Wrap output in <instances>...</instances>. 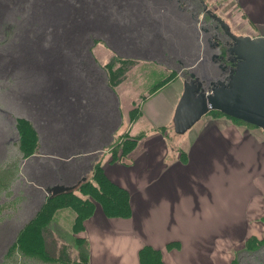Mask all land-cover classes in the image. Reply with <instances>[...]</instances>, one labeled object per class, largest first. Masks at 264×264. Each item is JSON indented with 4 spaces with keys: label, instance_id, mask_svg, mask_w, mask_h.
Masks as SVG:
<instances>
[{
    "label": "crops",
    "instance_id": "obj_1",
    "mask_svg": "<svg viewBox=\"0 0 264 264\" xmlns=\"http://www.w3.org/2000/svg\"><path fill=\"white\" fill-rule=\"evenodd\" d=\"M135 2L137 12L124 18L132 27L124 42L130 46L120 45V57L135 62L126 78L111 87L103 69L104 82L91 79L86 93L68 94L56 109L38 110L33 128L40 152L27 165L40 156L52 159L51 169H62V185L89 178L99 162L107 178L129 192L130 217L110 218L99 205L85 221L80 236L88 241L89 264H139L145 246L161 250L164 264H231L238 247L264 234V132L208 114L189 141L170 140L167 126L173 128L184 74L204 57L202 17L191 0ZM206 2L221 6L234 31L264 36V0ZM154 74L148 95L132 99L135 93L125 91L127 80L149 85ZM124 133L141 136L126 155L111 147ZM68 210L58 211L55 222L70 233L75 214Z\"/></svg>",
    "mask_w": 264,
    "mask_h": 264
},
{
    "label": "rangeland",
    "instance_id": "obj_2",
    "mask_svg": "<svg viewBox=\"0 0 264 264\" xmlns=\"http://www.w3.org/2000/svg\"><path fill=\"white\" fill-rule=\"evenodd\" d=\"M47 1L49 0H10V10L5 11L4 17L0 18V264H46L39 259L24 258L18 253L14 256H7L9 247L7 245L13 243L18 230L22 229L40 208L42 201L46 200V197H48V195H45L47 185L58 181L63 173L62 169L59 170L58 167L55 170L51 169L53 167L52 159H44L43 156L39 157V161L35 159L30 165H27L29 158H26V156L28 153H25L26 150L24 151L22 147V136L18 129V121L30 119L31 121H28L34 126L36 125L35 120H38L37 116H34L39 110L38 104L41 105V108L47 110L48 107L52 108L55 103L57 104V101H61L59 97H63V89L66 90L69 87L68 89L71 91L68 94H76L77 91L85 92L87 86L93 85L91 79L95 82H104L106 79L103 74L106 69H101L100 64L111 61L115 54L120 55L121 50L119 39H116V36L107 38L108 33L106 31H114L117 28L119 31L123 30L124 33H129V29L132 27L128 23L129 19L124 18L127 15L131 16L133 10H135L133 8L137 6L133 0L128 5H123V7H120V0H107L112 12L103 10L104 12L97 15L92 13L90 7L85 6L84 10L81 11L82 14L77 17L84 18L87 16L89 22H92L89 25L90 27L84 34L75 37L74 43L61 47L59 40L62 39L66 27H69V32L76 33L74 29H71V26L76 24V20L70 22L71 14L65 17L58 15V13L54 14L59 26L56 27L52 20H49L51 14H48L45 9ZM73 1L75 3L76 0ZM96 1L102 3L106 0ZM144 3L148 4V1H144ZM191 4L195 7L193 10H198V13L201 14L203 23L212 24L209 16L202 13V6L199 5L198 0H191ZM214 7L221 12L219 4ZM141 12L142 9L139 10V15H143ZM150 13L156 12L151 11ZM108 15L113 18L117 25L110 19L112 29L107 24H103L101 28L96 27L100 19L106 18ZM232 31L237 35H241L234 29ZM102 40L104 42L96 43ZM54 41H58L59 45L54 46ZM124 46H128L127 43H124ZM209 55V50L205 48L202 53L204 57L199 62V69L197 70L199 78L209 76L214 81L223 79L224 77L221 76L220 71L216 70L218 67L212 66L210 61L207 62ZM205 62L207 64L204 65L203 69H200L202 68L200 66ZM94 66L99 72L101 71L100 75L95 73L97 70ZM64 69L68 70L67 73ZM184 75L188 78L190 74L186 71ZM152 77L149 85L145 83L142 86H139L137 79L127 80L125 91L130 96L135 93L132 99L148 95L151 88L155 86V74ZM128 99L122 100L123 109L124 107L126 109ZM139 103H141V100ZM53 109H56V105ZM140 110H142V107ZM211 115H214V113ZM199 122L183 135H176L174 129L167 126L170 140L189 141L192 134L196 132ZM44 123L42 126H44ZM255 129L261 130L259 128ZM119 139L120 145L114 147L118 150H121L123 145L127 146L133 140L126 133L120 136ZM38 143L40 152V142L38 141ZM114 148L112 147V149ZM43 151L45 152V150ZM39 155H42V153ZM67 155H69V152L65 153V156ZM62 163L64 164V161ZM58 165L64 170L62 164ZM65 182L62 185L73 186L77 183V181ZM68 211L74 214L73 211ZM263 237L264 234L258 238ZM243 246L238 247L234 253L235 259H233L236 260L237 264H264V246L259 251L252 253L245 251Z\"/></svg>",
    "mask_w": 264,
    "mask_h": 264
},
{
    "label": "trees",
    "instance_id": "obj_3",
    "mask_svg": "<svg viewBox=\"0 0 264 264\" xmlns=\"http://www.w3.org/2000/svg\"><path fill=\"white\" fill-rule=\"evenodd\" d=\"M131 1L132 0H120V7L128 5ZM133 2L135 1L133 0ZM136 5H138V3H136ZM85 6L90 7L92 13H95L96 15L104 11L110 13L112 12L110 11L111 7L107 0L102 3H97L96 0H76L75 3L73 0H49L45 3L47 13L51 14L49 16V20H52V23L56 27L59 26L57 18L54 17V14L56 15L58 13V15L64 17L71 14L70 22H74L76 20V24L71 26V29L76 31L75 34L69 32V27H64V35L62 39L59 40L61 47L74 43L73 40L75 37L84 34L90 27L89 25L92 22H89L87 16L84 18L77 17L82 14L81 11L84 10ZM10 8V0H0V18H3L5 11H9ZM133 9L132 10L134 12H137L138 8ZM54 11L57 12L55 13ZM110 19L114 21L109 15L106 16V18L100 19L96 27L101 28L103 24H107L111 26L110 28L112 29V23L109 22L111 21ZM114 23L116 22L114 21ZM8 30H10V28H8ZM106 32L108 33V35H106L107 38H113L116 36V39H119L118 41H120L121 46L127 39L123 30L119 31L116 28L114 31L109 30ZM100 42L104 41H97L96 43L98 44ZM57 45H59L58 41H54V46ZM108 62L109 63L105 65L104 68L107 70L108 81L111 87L118 86L119 83L126 78V73L130 71L131 67L135 63L133 60L124 59L123 57H119L117 54H115L112 60ZM64 70L67 73L68 70ZM56 72L54 73L56 74ZM68 88L66 90H62L63 97L59 98H63L62 100L65 101L67 100L68 93L71 91ZM161 88L162 86H158L153 89V91ZM40 108L41 105L38 104V109L42 110V108ZM131 112L132 115L135 116L138 113L137 108ZM213 113L220 114V112L216 111L210 112L209 114ZM231 119L251 128H257L256 126L247 124L243 121L235 120L234 118ZM33 127V124L28 120L21 119L18 121V129L22 136V147L24 151L26 150L25 153H28L26 158L33 157L39 151V137L36 129ZM140 139L141 136L134 137L133 140L127 144V146L123 145L121 148L123 155L133 151ZM117 145H120V139L116 140L111 147L114 148ZM57 184L58 183H55L51 186L53 187ZM69 187H72L70 191L59 195L50 194L46 197L45 201H42V204L37 212L28 220L22 229L18 230L13 243H11V245H7L9 246L7 249V256H14L18 253L24 258L29 257L39 259L41 262L46 264H89L90 253H88V241H86L85 237L80 235L85 229V221L89 219L92 214H94L96 207L100 205L104 213L110 218H128L131 215L129 192L110 181L105 175L102 165L99 164V162L93 165L92 175L89 178H83L73 186ZM47 188H49V186ZM63 209H70L75 214L70 233L61 229V227L59 228L55 222L57 212ZM175 246V243L169 244L168 249H172ZM263 246L264 237L258 238L256 236H252L246 240L245 246L243 247L245 251L252 253L259 251ZM234 259H232L233 261L231 264H237ZM139 264H164L161 250L149 246L143 247L140 250Z\"/></svg>",
    "mask_w": 264,
    "mask_h": 264
},
{
    "label": "water",
    "instance_id": "obj_4",
    "mask_svg": "<svg viewBox=\"0 0 264 264\" xmlns=\"http://www.w3.org/2000/svg\"><path fill=\"white\" fill-rule=\"evenodd\" d=\"M203 11L221 29L225 43L229 73L207 86L195 77L185 80L182 96L173 116L176 135L186 134L210 112L243 121L264 131V36L237 35L229 23L199 0ZM218 47L219 42H215ZM225 69V68H224ZM72 187L55 185L46 189L47 195H59Z\"/></svg>",
    "mask_w": 264,
    "mask_h": 264
},
{
    "label": "flooded vegetation",
    "instance_id": "obj_5",
    "mask_svg": "<svg viewBox=\"0 0 264 264\" xmlns=\"http://www.w3.org/2000/svg\"><path fill=\"white\" fill-rule=\"evenodd\" d=\"M205 2H206V0H205ZM207 7L212 9L215 13H217L218 15H220L224 19V17L221 15L219 10H217L216 8H213V6H211L209 4ZM210 22L212 24L202 23V25H201V31H202V36L204 39L205 48L207 50H209V52H210L209 59L207 62L210 61L211 62L210 64H212V66L218 67V69H216V70H219L221 76L225 77L228 75L229 70H230L229 68L231 67V63L229 61H227V57H226V48L228 45L225 44L229 40L220 28L217 29V27H216L217 24L212 19ZM216 41L219 42V44H220L218 47H215V45H214ZM118 56H120V55H118ZM207 62L203 63L200 66V67H202L200 69H203L204 65H206ZM198 69H199V63H197L196 66H194V68H192L191 71L187 72L190 75L188 78H186V80L190 79L191 75L194 73L195 77H197L200 81H202L204 86H207L209 84V82L214 81V80L210 79L209 76H204V77L199 78V74L197 72Z\"/></svg>",
    "mask_w": 264,
    "mask_h": 264
}]
</instances>
